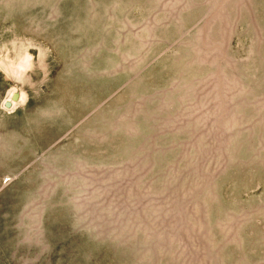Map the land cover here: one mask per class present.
<instances>
[{
    "label": "rangeland",
    "instance_id": "374dc122",
    "mask_svg": "<svg viewBox=\"0 0 264 264\" xmlns=\"http://www.w3.org/2000/svg\"><path fill=\"white\" fill-rule=\"evenodd\" d=\"M0 264H264V0H0Z\"/></svg>",
    "mask_w": 264,
    "mask_h": 264
},
{
    "label": "water",
    "instance_id": "95a60500",
    "mask_svg": "<svg viewBox=\"0 0 264 264\" xmlns=\"http://www.w3.org/2000/svg\"><path fill=\"white\" fill-rule=\"evenodd\" d=\"M17 98H18V95L14 93V94L12 95V97H11V100H12V101H15V100H17ZM4 106H5L6 108H9V107L11 106V102H10V101H6V102L4 103Z\"/></svg>",
    "mask_w": 264,
    "mask_h": 264
}]
</instances>
